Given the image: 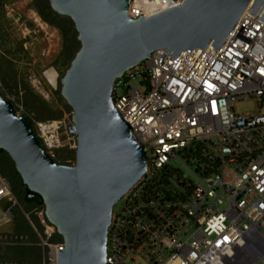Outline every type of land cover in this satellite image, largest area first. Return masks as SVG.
Returning <instances> with one entry per match:
<instances>
[{"label": "built area", "instance_id": "2783aa9c", "mask_svg": "<svg viewBox=\"0 0 264 264\" xmlns=\"http://www.w3.org/2000/svg\"><path fill=\"white\" fill-rule=\"evenodd\" d=\"M184 1L130 0L128 15L148 18ZM260 10L241 16L220 51L210 43L164 60L167 50H157L114 82V108L143 148L146 172L112 210L105 264H247L251 257L264 264V247L246 246L247 236L264 241ZM242 103L252 109L238 111ZM63 123L39 124L35 133L51 158V149L76 150L72 120ZM17 206L0 176V227L12 223ZM35 214L43 264H58L63 242L54 241L44 207Z\"/></svg>", "mask_w": 264, "mask_h": 264}, {"label": "water", "instance_id": "95a60500", "mask_svg": "<svg viewBox=\"0 0 264 264\" xmlns=\"http://www.w3.org/2000/svg\"><path fill=\"white\" fill-rule=\"evenodd\" d=\"M129 2L48 0L55 15L72 22L80 44L60 79L61 97L72 110L68 132L77 139L72 166L57 164L29 120L0 94V150L61 238L58 264H105L113 207L146 172L143 148L114 108V82L157 50H167L164 60L169 52L174 60L210 43L220 51L246 11L254 17L264 8V0H185L132 19ZM257 244L264 247L247 236V247Z\"/></svg>", "mask_w": 264, "mask_h": 264}, {"label": "rangeland", "instance_id": "374dc122", "mask_svg": "<svg viewBox=\"0 0 264 264\" xmlns=\"http://www.w3.org/2000/svg\"><path fill=\"white\" fill-rule=\"evenodd\" d=\"M36 1L0 0V94L13 105L18 116L31 122L34 133L38 131L39 124H64L63 121L72 120V110L60 94V79L80 47L72 22L64 18L67 23L63 36L56 25L42 20L33 5ZM251 109L250 103L237 107L238 111ZM63 132L62 127L58 135ZM48 151L55 162H65L68 166L74 164V149ZM121 206V202H117L113 212H119ZM29 208L30 212L24 217L31 226L37 219L35 212L40 208L34 205ZM16 209L22 210L19 202ZM33 231L41 247L37 235L41 230L34 228ZM27 239L29 236L13 232V223L1 226L0 264H16L8 249L13 241ZM41 249L45 257V250Z\"/></svg>", "mask_w": 264, "mask_h": 264}, {"label": "trees", "instance_id": "16d2710c", "mask_svg": "<svg viewBox=\"0 0 264 264\" xmlns=\"http://www.w3.org/2000/svg\"><path fill=\"white\" fill-rule=\"evenodd\" d=\"M33 5L37 8L39 16L45 23L56 25L60 33L65 36L64 29L67 20H65L63 17L55 15L51 11L48 0H37L33 3ZM56 163L59 165H68L65 162ZM0 176L9 182L12 195L22 206V210L16 209L17 207L12 210L13 232L18 235L23 234L24 236H29V240L27 239L26 241H13L12 243L14 244H12L8 249L9 256L16 264H43L44 252L42 251L41 247L38 246V239L33 231V228L30 226L28 220H26L24 217V215H27L30 212V206L34 205L35 208H41L42 204L28 199L29 192L27 188L22 184L8 156L1 150ZM32 225L34 228H36V230H41L40 223L36 218L35 222H32ZM55 238L58 242L61 241L59 236L56 235Z\"/></svg>", "mask_w": 264, "mask_h": 264}, {"label": "bare ground", "instance_id": "6f19581e", "mask_svg": "<svg viewBox=\"0 0 264 264\" xmlns=\"http://www.w3.org/2000/svg\"><path fill=\"white\" fill-rule=\"evenodd\" d=\"M155 5L151 6L150 8H145L144 10V14L145 15H150L153 11H154V7ZM256 262V258L255 257H251V259L248 260L247 264H254Z\"/></svg>", "mask_w": 264, "mask_h": 264}]
</instances>
